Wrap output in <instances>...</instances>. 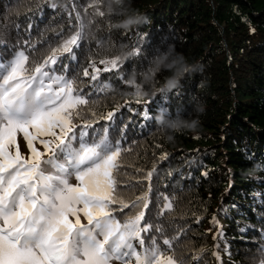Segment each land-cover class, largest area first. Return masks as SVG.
Wrapping results in <instances>:
<instances>
[{
  "label": "trees",
  "instance_id": "trees-1",
  "mask_svg": "<svg viewBox=\"0 0 264 264\" xmlns=\"http://www.w3.org/2000/svg\"><path fill=\"white\" fill-rule=\"evenodd\" d=\"M91 2L22 0L17 6V0H0V52L10 56L11 46L28 39L24 29L29 22L34 38L55 45L60 40L57 32L73 34L69 32L71 12V25L79 30L83 22L85 34L80 47L73 48L75 61L68 53L59 56L58 74L67 64L69 76L80 73L77 80L84 92L93 85L103 87L95 96L98 104L91 107L97 116L115 113L114 131L112 121L95 125L101 129L109 125L114 142L121 140L120 130L126 129L127 140L121 143L131 150L122 154L121 171L126 175L120 179L131 187L125 196L134 199L143 194L149 185L145 177L151 171L152 192L145 219L161 225L169 238L179 229L185 230L174 246L178 245L177 252L184 254L188 264H216V252L226 264H258V248L264 243V0H131L148 22L127 31L111 29V22L122 16L84 13ZM100 7L105 11L103 3ZM10 9L15 14L9 15ZM76 12L81 13V20L75 19ZM97 38L108 41V46H98ZM169 45H175L189 62L199 61L203 73L186 77L171 93L134 100L129 94L137 89L136 84L139 89L144 87L142 72L150 58ZM37 47L41 55L46 51L42 44ZM137 47L139 56H122V50L132 52ZM117 56L119 68L105 73L99 60ZM93 60L101 69L95 82L89 67ZM85 68L89 77L82 76ZM134 68L141 74L137 83H125ZM164 75L167 73L160 79ZM202 80L204 87L198 89ZM195 102L205 106L197 133L182 132L168 142L157 128V109L166 108L173 117L182 112L191 118L197 115ZM141 124L145 125L142 129ZM17 139L26 154V142L19 134ZM256 165L260 170L250 175ZM159 193L173 199V210L163 216L158 215L159 205L164 203ZM213 217L222 219V225L214 224ZM194 255L200 260L193 261Z\"/></svg>",
  "mask_w": 264,
  "mask_h": 264
},
{
  "label": "snow or ice",
  "instance_id": "snow-or-ice-1",
  "mask_svg": "<svg viewBox=\"0 0 264 264\" xmlns=\"http://www.w3.org/2000/svg\"><path fill=\"white\" fill-rule=\"evenodd\" d=\"M20 3L17 0V6ZM100 4L92 0L83 11L104 17ZM69 17L73 34L57 32L60 40L55 45L34 38L29 22L24 29L28 39L11 46L10 56L0 52V264H188L174 246L185 230L169 238L161 225L145 219L153 173L145 177L149 185L143 194L125 196L131 187L120 179L126 175L121 171L122 154L131 150L121 143L127 140L126 129L114 142L109 125H95L112 121L114 131L115 113L97 116L91 107L98 104L95 96L103 87L93 85L84 92L77 80L80 73L74 69L69 76L67 64L58 74L59 56L68 53L75 61L73 48L80 47L85 34L83 22L75 30L71 12ZM75 19L81 20L80 12ZM15 27L19 32L20 25ZM38 43L46 49L42 55ZM140 54L137 47L131 56ZM119 62L118 56L99 60L105 73L117 70ZM89 67L95 82L101 69L94 60ZM82 76H90L88 68ZM119 78L124 81L122 74ZM144 119H149L146 111ZM18 134L26 142V154L20 150ZM158 198L164 201L159 216L173 210V199L163 193ZM213 223H219L215 217ZM258 253V264H264V243ZM214 255L222 264L219 252ZM191 259L199 261L200 256Z\"/></svg>",
  "mask_w": 264,
  "mask_h": 264
},
{
  "label": "clouds",
  "instance_id": "clouds-1",
  "mask_svg": "<svg viewBox=\"0 0 264 264\" xmlns=\"http://www.w3.org/2000/svg\"><path fill=\"white\" fill-rule=\"evenodd\" d=\"M103 3L105 15L122 16L111 22L112 30H131L132 28L148 22L147 17L139 12L138 9L132 7L131 0H99ZM96 43L100 47H107L108 41L103 38H97ZM132 52L123 51L122 56H131ZM203 65L199 61L189 62L188 58L178 52L175 45H169L166 50L159 51L150 58L149 64L142 72L143 88L136 89L129 95L137 101H143L149 95L171 93L182 85V81L186 77H195L202 74ZM163 73L162 79H160ZM141 74L134 68L129 74V84L135 85ZM204 81L198 83V89L204 87ZM205 111L203 102L194 103V112L197 115L191 118H185L180 112L174 117L170 115V110L166 108H158L154 115V119L160 133L164 135L168 142H173L177 134L182 132L197 133L200 126V115ZM260 165L254 166L249 170V174H254L260 170Z\"/></svg>",
  "mask_w": 264,
  "mask_h": 264
},
{
  "label": "rangeland",
  "instance_id": "rangeland-1",
  "mask_svg": "<svg viewBox=\"0 0 264 264\" xmlns=\"http://www.w3.org/2000/svg\"><path fill=\"white\" fill-rule=\"evenodd\" d=\"M14 7V6H13ZM22 146V145H21ZM21 146H20V149H21ZM39 146V145H38ZM25 147V146H24ZM27 147V146H26ZM22 150V149H21ZM28 150V149H27ZM217 221L219 222L218 224L219 225H222V222H223V220L222 219H217ZM221 258V257H220ZM216 262V264H220V262H218L217 260L215 261ZM221 262H222V264H226L225 263V261L221 258Z\"/></svg>",
  "mask_w": 264,
  "mask_h": 264
}]
</instances>
